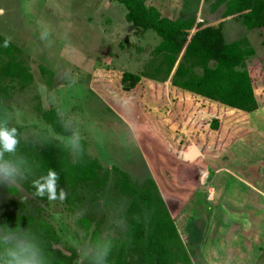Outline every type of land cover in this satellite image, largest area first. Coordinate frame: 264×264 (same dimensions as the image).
Returning a JSON list of instances; mask_svg holds the SVG:
<instances>
[{
  "label": "rangeland",
  "instance_id": "1",
  "mask_svg": "<svg viewBox=\"0 0 264 264\" xmlns=\"http://www.w3.org/2000/svg\"><path fill=\"white\" fill-rule=\"evenodd\" d=\"M218 2L147 1L169 19L222 23L226 43L248 40L255 52L247 61L259 94L255 112L233 114L216 104L202 111L207 101L166 78V67L153 54L160 38L135 32L115 0H0V35L22 51L33 76L4 104L24 140L47 129L37 107L55 108L87 143L90 157L109 170L103 194L88 196L83 212L105 217L112 227L104 236L124 229L117 219L123 203L111 189L117 167L137 184L154 181L194 263L264 264V29L250 30L239 17L222 19L227 3ZM44 31L48 36L41 39ZM39 66L51 75H42ZM124 72L141 79L130 93L120 88ZM214 119L218 131L210 127ZM62 140L73 151V141ZM21 183H0V216L39 214L58 232L59 246L73 248L75 264H81L90 250L73 234L80 212L68 213L60 200L35 202ZM9 187L17 193H8Z\"/></svg>",
  "mask_w": 264,
  "mask_h": 264
},
{
  "label": "trees",
  "instance_id": "2",
  "mask_svg": "<svg viewBox=\"0 0 264 264\" xmlns=\"http://www.w3.org/2000/svg\"><path fill=\"white\" fill-rule=\"evenodd\" d=\"M115 1L124 8L125 22L135 32L153 31L160 38L153 54L161 58L160 66L166 67V78H170V84L174 87L207 101L209 104H201V110L208 106L206 110L211 112L215 104L227 108L223 110L233 111V114L258 110L257 86L247 68V61L255 52L248 40L226 43L221 32L222 23L205 26L202 22L196 23L195 19L172 20L149 6L148 0ZM217 1L219 4L227 3L223 19L239 17L250 30L264 29V3L254 0ZM5 41L0 35V120L8 119L10 112L4 102L9 101L13 93L23 91L33 83L30 69L21 59L22 51L10 41L5 47ZM39 69L42 75H51L48 69L42 66ZM140 80L139 76L124 72L120 75V88L130 93ZM37 112L47 129L34 132L26 140L22 138V128L9 122V126L16 127L20 133L18 151L27 157L30 165V172L22 180L21 187L31 200L48 205L53 201L46 196H33L35 189L32 180L46 175L48 169L59 174V185L68 193L62 201L66 211L81 214L74 222L73 234L76 239L86 241L90 250L81 264H96L107 247L112 249L108 264H199L193 262L192 250L183 242L176 221L158 196L154 181L150 179L137 184L117 167L113 168L111 189L116 201L123 203L117 219L124 229L115 237L104 236V232L112 227L105 217L97 219L83 212L88 196L95 200L103 194L109 180V170L90 157L87 143L75 137L74 125L55 108L42 110L38 106ZM218 120L211 122L210 127L214 131L220 128ZM62 139L73 141V151ZM5 161L18 163L19 159L5 153L0 163ZM7 191L17 193L16 187H9ZM20 208L25 211L23 205ZM5 222L10 228H15L16 223L21 228H28L30 234L46 246L53 264H75L77 252L69 247L67 251L71 255L66 256L54 249L61 242L60 236L39 214L25 211L1 215V235Z\"/></svg>",
  "mask_w": 264,
  "mask_h": 264
},
{
  "label": "clouds",
  "instance_id": "3",
  "mask_svg": "<svg viewBox=\"0 0 264 264\" xmlns=\"http://www.w3.org/2000/svg\"><path fill=\"white\" fill-rule=\"evenodd\" d=\"M47 36V31L41 33V39ZM9 41L10 38L6 39L5 47L8 46ZM20 142V133L16 127L9 126V119L0 120V160L4 159L5 153L19 159L18 163L9 161L0 163V183L18 184L30 172L27 157L18 151ZM59 181V174L53 169H48L46 175L32 180V187L35 189L33 196L40 198L46 196L49 201H64L68 193L60 187ZM3 229V234L0 235V264H53V258L46 246L30 234L28 228H21L19 223H16L15 228H10L5 222ZM111 251V247L105 248L96 264H108Z\"/></svg>",
  "mask_w": 264,
  "mask_h": 264
},
{
  "label": "water",
  "instance_id": "4",
  "mask_svg": "<svg viewBox=\"0 0 264 264\" xmlns=\"http://www.w3.org/2000/svg\"><path fill=\"white\" fill-rule=\"evenodd\" d=\"M54 249L59 250L62 254L66 255V256H70L71 254L67 251H65L63 248H61L59 245H55Z\"/></svg>",
  "mask_w": 264,
  "mask_h": 264
},
{
  "label": "crops",
  "instance_id": "5",
  "mask_svg": "<svg viewBox=\"0 0 264 264\" xmlns=\"http://www.w3.org/2000/svg\"><path fill=\"white\" fill-rule=\"evenodd\" d=\"M228 18H231V17H228ZM222 19H223V18H222ZM172 20H175V19H172ZM218 24H220V23H218ZM218 24H217V25H218ZM217 25H216V26H217Z\"/></svg>",
  "mask_w": 264,
  "mask_h": 264
}]
</instances>
